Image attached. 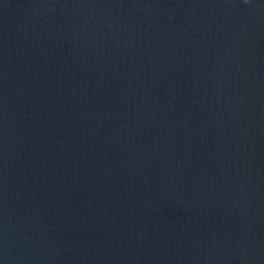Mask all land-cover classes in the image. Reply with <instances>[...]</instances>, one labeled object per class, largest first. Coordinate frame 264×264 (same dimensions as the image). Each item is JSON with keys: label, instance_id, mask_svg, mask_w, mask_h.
<instances>
[{"label": "water", "instance_id": "95a60500", "mask_svg": "<svg viewBox=\"0 0 264 264\" xmlns=\"http://www.w3.org/2000/svg\"><path fill=\"white\" fill-rule=\"evenodd\" d=\"M0 264H264V0H0Z\"/></svg>", "mask_w": 264, "mask_h": 264}]
</instances>
